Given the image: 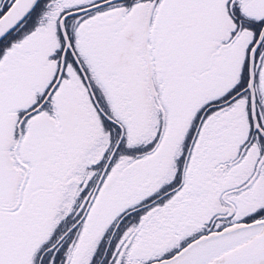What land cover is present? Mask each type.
Masks as SVG:
<instances>
[{
    "label": "snow or ice",
    "instance_id": "6c2138e0",
    "mask_svg": "<svg viewBox=\"0 0 264 264\" xmlns=\"http://www.w3.org/2000/svg\"><path fill=\"white\" fill-rule=\"evenodd\" d=\"M0 264H264V0H0Z\"/></svg>",
    "mask_w": 264,
    "mask_h": 264
}]
</instances>
